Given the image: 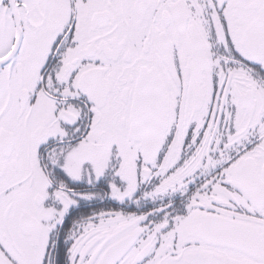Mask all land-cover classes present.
Returning a JSON list of instances; mask_svg holds the SVG:
<instances>
[{
    "label": "snow or ice",
    "instance_id": "1",
    "mask_svg": "<svg viewBox=\"0 0 264 264\" xmlns=\"http://www.w3.org/2000/svg\"><path fill=\"white\" fill-rule=\"evenodd\" d=\"M0 264H264V0H0Z\"/></svg>",
    "mask_w": 264,
    "mask_h": 264
}]
</instances>
